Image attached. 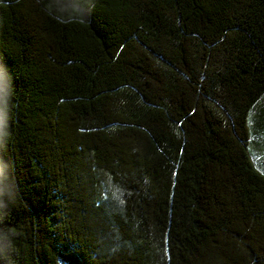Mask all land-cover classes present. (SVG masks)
<instances>
[{"label": "trees", "instance_id": "trees-1", "mask_svg": "<svg viewBox=\"0 0 264 264\" xmlns=\"http://www.w3.org/2000/svg\"><path fill=\"white\" fill-rule=\"evenodd\" d=\"M264 0H0V264H264Z\"/></svg>", "mask_w": 264, "mask_h": 264}, {"label": "rangeland", "instance_id": "rangeland-1", "mask_svg": "<svg viewBox=\"0 0 264 264\" xmlns=\"http://www.w3.org/2000/svg\"><path fill=\"white\" fill-rule=\"evenodd\" d=\"M259 109L260 113L264 109V97L261 99L260 103L254 108L251 113L249 121L251 130L255 124V117L258 116ZM254 132L255 134H252V144L250 145V152L255 163L262 171H264V131L262 129L256 131L254 126Z\"/></svg>", "mask_w": 264, "mask_h": 264}]
</instances>
